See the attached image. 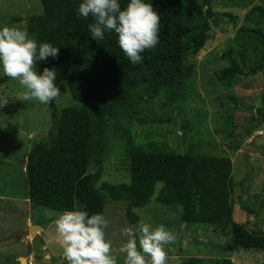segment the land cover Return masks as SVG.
I'll return each mask as SVG.
<instances>
[{"label": "trees", "instance_id": "obj_1", "mask_svg": "<svg viewBox=\"0 0 264 264\" xmlns=\"http://www.w3.org/2000/svg\"><path fill=\"white\" fill-rule=\"evenodd\" d=\"M81 2L41 0L42 13L27 20L30 38L59 48L57 57L37 62L38 73L45 67L55 68V83L63 82L73 101L95 106L58 109L55 100L49 102L47 138L32 144L24 166L30 209L86 210L89 215H104L108 199L124 202L125 217L135 226L140 220L133 212L135 208L146 207L151 201L178 205L183 223L208 224L228 239L222 246L225 252H264V219L260 222L262 231H248L234 221L229 158L208 153L178 154L156 142L137 145L127 132L122 141L129 182H103L97 187L103 173L108 122L117 121L118 114L123 113L140 125L170 123V118H150L141 112V107L161 92L165 107L184 102L194 74L188 59L205 46L212 26L219 27L226 19L234 22L235 17L215 11L210 0H200L198 4L193 0H145L160 15L161 32L158 44L141 53V63L133 64L120 48L117 33L106 32L102 41L91 38L88 25L93 19L79 16ZM119 2L123 9L130 0ZM244 22L233 45L220 55L228 65L217 72L216 79L228 87L239 78L264 73V30L260 27L264 8L252 7ZM9 79L0 77V84ZM18 109H26L25 104L7 113L14 115ZM251 120L253 128L264 124V100ZM91 167L93 171L89 173ZM262 192L264 196V178ZM263 209L264 199L255 210L259 213ZM178 264L199 262L188 259ZM212 264L234 263L228 257L214 259Z\"/></svg>", "mask_w": 264, "mask_h": 264}, {"label": "rangeland", "instance_id": "obj_2", "mask_svg": "<svg viewBox=\"0 0 264 264\" xmlns=\"http://www.w3.org/2000/svg\"><path fill=\"white\" fill-rule=\"evenodd\" d=\"M200 3V0H193ZM219 13H229L235 21L225 20L219 27H211L209 39L196 56L187 64L194 67L188 82L186 100L178 105L163 106L164 94L147 101L141 112L150 118H170V123L140 125L123 113L117 121H109L106 129V149L103 157V173L97 183H128V161L122 139L130 132L137 145L147 142L161 143L178 154L208 153L226 157L232 161L234 221L248 231H262L264 209L256 207L264 199V124L253 128L251 118L264 100V73L243 77L228 87L216 79L217 72L228 65L221 60V53L233 45L238 28L244 24L245 14L254 6L264 8V0H210ZM42 13L41 0H0V27L15 26L27 31L30 16ZM251 25V24H250ZM264 30V23L260 24ZM4 76L0 69V77ZM61 94L55 99L58 109L83 106L94 109L90 102H76L71 98L63 82L56 83ZM23 89L18 81L9 79L0 84V95L11 97L0 109V264H67L63 245L55 221L63 212L44 207L30 209L25 175L26 156L32 144L47 138L50 126L49 103L23 101ZM20 104L14 115L7 111ZM247 144L256 150H246L244 158L241 146ZM241 145L239 149L235 146ZM233 147V148H231ZM3 164L1 165V162ZM25 161V162H23ZM89 173L93 168H89ZM159 186H157V190ZM126 204L106 199L104 216L109 221L107 236L119 247L126 241L120 234L125 227H134L125 217ZM133 212L152 227L163 224L171 230L176 240L166 245L168 264H178L195 259L199 264H212L214 259L231 257L234 264H264V252H225L226 238L208 224H185L182 208L178 205H160L153 201ZM37 224V225H35ZM40 225V226H39ZM30 226H39L37 235L22 236ZM43 243H41V241ZM124 254L118 256L123 264Z\"/></svg>", "mask_w": 264, "mask_h": 264}, {"label": "clouds", "instance_id": "obj_3", "mask_svg": "<svg viewBox=\"0 0 264 264\" xmlns=\"http://www.w3.org/2000/svg\"><path fill=\"white\" fill-rule=\"evenodd\" d=\"M78 13L84 19H93L88 25L92 39L102 41L106 32L117 33L120 48L133 64L141 63V53L159 42L161 18L145 0H130L123 9L119 0H82ZM58 53L59 48L30 38L26 30L0 27V69L18 81L23 101L47 104L61 94L55 83V68L37 71L38 61L55 58ZM10 98L0 95V109L8 105ZM108 223L102 213L89 215L86 210L59 215L55 225L68 264H118L120 254H124L123 264H168L165 246L174 243L176 236L165 225L153 228L140 219L134 227L121 229L120 234L127 239L116 247L107 236Z\"/></svg>", "mask_w": 264, "mask_h": 264}, {"label": "water", "instance_id": "obj_4", "mask_svg": "<svg viewBox=\"0 0 264 264\" xmlns=\"http://www.w3.org/2000/svg\"><path fill=\"white\" fill-rule=\"evenodd\" d=\"M248 149L256 150V148H254L252 146H249L247 144L242 145L241 148H240V150L242 151L244 158H246V150H248ZM23 162H25V161H23ZM29 229L31 230L30 233H28L27 231H25V232L22 233V236H27L28 234H30V235H37L36 234V230H39L40 231L41 230V227H39V226H30ZM22 264H26L24 262V260H22Z\"/></svg>", "mask_w": 264, "mask_h": 264}, {"label": "built area", "instance_id": "obj_5", "mask_svg": "<svg viewBox=\"0 0 264 264\" xmlns=\"http://www.w3.org/2000/svg\"><path fill=\"white\" fill-rule=\"evenodd\" d=\"M28 264H32V262H31V261H29V262H28Z\"/></svg>", "mask_w": 264, "mask_h": 264}]
</instances>
